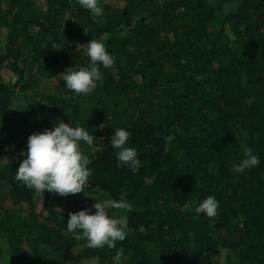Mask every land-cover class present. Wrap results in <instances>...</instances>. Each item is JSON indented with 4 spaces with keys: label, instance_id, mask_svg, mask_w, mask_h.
<instances>
[{
    "label": "trees",
    "instance_id": "trees-1",
    "mask_svg": "<svg viewBox=\"0 0 264 264\" xmlns=\"http://www.w3.org/2000/svg\"><path fill=\"white\" fill-rule=\"evenodd\" d=\"M98 2L94 16L78 0H0V264H113L118 249L122 264H264V0ZM90 39L114 65L76 94L60 74L87 65ZM62 120L103 147L81 142L84 194L42 197L16 169L28 136ZM121 127L135 174L109 144ZM247 148L259 164L233 172ZM210 195L217 215L195 212ZM97 199L130 205L112 250L66 229Z\"/></svg>",
    "mask_w": 264,
    "mask_h": 264
},
{
    "label": "clouds",
    "instance_id": "clouds-1",
    "mask_svg": "<svg viewBox=\"0 0 264 264\" xmlns=\"http://www.w3.org/2000/svg\"><path fill=\"white\" fill-rule=\"evenodd\" d=\"M84 9L94 16L103 13L98 0H78ZM88 63L81 67H67L60 74L68 89L76 94L92 93L99 81L103 79L100 67L111 68L114 65L113 56L107 51L105 43L90 39L86 46ZM130 132L126 128H116L112 133L109 144L117 149L116 157L120 165L131 174H135L139 167L136 152L126 146ZM93 134L80 126H72L63 120L51 129L36 131L27 138V152L16 169L15 179L36 193L44 195L45 190L61 196L83 192L89 186V176L92 163L90 157L84 154L81 142L93 146V151L103 147ZM246 158L233 165V172L241 173L245 169L255 167L260 158L251 148L246 149ZM7 157L0 158V165H7ZM90 208H83L76 212H69L66 229L74 234L77 240L84 238L86 243L81 248L101 249L107 247L112 250L116 243L125 239L127 228L126 214L131 210L124 201L113 199H97ZM219 202L215 196H207L195 208V212L204 213L208 217H215ZM110 210H117V215H110ZM79 249H73L78 253ZM113 264H122V250H116L112 257ZM86 264H99L97 256L91 257Z\"/></svg>",
    "mask_w": 264,
    "mask_h": 264
},
{
    "label": "rangeland",
    "instance_id": "rangeland-1",
    "mask_svg": "<svg viewBox=\"0 0 264 264\" xmlns=\"http://www.w3.org/2000/svg\"><path fill=\"white\" fill-rule=\"evenodd\" d=\"M39 4H41V2L39 1ZM224 256H222V259H223Z\"/></svg>",
    "mask_w": 264,
    "mask_h": 264
}]
</instances>
